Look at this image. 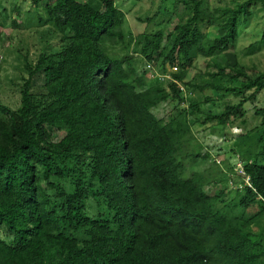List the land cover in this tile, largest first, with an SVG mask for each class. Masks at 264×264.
<instances>
[{"label": "trees", "instance_id": "16d2710c", "mask_svg": "<svg viewBox=\"0 0 264 264\" xmlns=\"http://www.w3.org/2000/svg\"><path fill=\"white\" fill-rule=\"evenodd\" d=\"M35 2L48 16L40 26L51 27L38 33L36 60L19 51L20 106L0 103V264H264V107L258 126L232 137L252 188L240 178L230 200L206 189L229 185L236 165L202 169L211 156L194 132L246 127L264 73L250 76L237 43L264 0L212 9L183 0L167 37L128 34L115 0ZM148 66L171 77L150 83ZM206 91L239 101L206 113L193 97ZM176 101L188 107L168 120L154 114ZM255 207L250 218L237 215Z\"/></svg>", "mask_w": 264, "mask_h": 264}, {"label": "rangeland", "instance_id": "374dc122", "mask_svg": "<svg viewBox=\"0 0 264 264\" xmlns=\"http://www.w3.org/2000/svg\"><path fill=\"white\" fill-rule=\"evenodd\" d=\"M115 1L117 6L126 13V32L128 34L131 33L134 36L143 33H157L163 31L164 36L167 37L178 23V19L174 16L175 13L181 14L185 10L184 3L182 2L183 0H142L138 2L136 0ZM204 1L206 5L212 9L219 5H226L236 1L244 2L247 0ZM0 6L2 9H5L2 10L0 8V103L11 109H17L21 102L20 92L21 86L23 85V77L25 76L22 53H26L19 51L22 48L29 49L32 59L36 60V55L44 45H42L39 40L38 33L47 32L51 26L50 24L45 27L40 26V20L47 21L48 16L44 10V6H36L35 0H0ZM14 6H18L21 9V15L12 11ZM253 10L255 11L254 15L247 19L243 26L240 27V31H242L237 43V52L241 63L247 67L250 76L255 78L258 74L264 73V43H262L264 33V10L261 4L253 7ZM157 13H159L157 19L152 23L147 21L149 16L152 18ZM140 17L145 22H140ZM16 22L18 23V26ZM207 33L212 39L219 36L218 30L214 28H210ZM56 44L57 41L51 39L48 49ZM49 50H51V48ZM220 65L221 67L226 65L225 59L221 60ZM205 66L206 62L202 59L197 63V67H200V69L202 68V70L205 69ZM142 69L144 70V67ZM142 69L140 73L142 72ZM156 71L160 72L159 69ZM152 73L153 74L148 73L147 79L150 83H156L158 81L156 76H161V74L158 75V73L154 71ZM165 75L169 78L171 77L168 72ZM231 84L236 85L233 83ZM250 93H253V91ZM194 96L201 103H204L203 109L206 113L213 114H222L228 104L239 101L232 96H223L222 94H217L212 91H206L204 95L197 93L194 94L193 97ZM208 98L212 101H206ZM177 107H179V109L182 107L187 108L188 105L186 103V105L180 106L177 101L162 104L154 110V114L159 119L168 120L169 116L177 111ZM263 107L264 92H261L257 94L256 101L246 104L247 125L242 130L236 126L222 128V126L216 125V123H209L206 126L200 124L194 126V132L197 138L205 147L203 153H209L211 156L209 163L201 166L202 169L210 166L214 161L217 164L229 161L237 167H235L237 174H231L229 176V185L226 187L220 185L207 188L206 190L209 194L218 195L220 192L224 191L226 194L223 199L230 200V198L232 199L235 197V190L237 185H240L241 182L237 172L239 167L238 164L240 162L236 160L231 152L232 137L245 130H251L258 126L260 124V119L255 116V112L257 109ZM204 118L205 115L201 117L200 120H204ZM57 136L62 137L61 134ZM235 179L238 180L237 183H235ZM231 182H233V185H231ZM257 211V207L251 208L246 212L238 210L237 215L250 218Z\"/></svg>", "mask_w": 264, "mask_h": 264}, {"label": "built area", "instance_id": "2783aa9c", "mask_svg": "<svg viewBox=\"0 0 264 264\" xmlns=\"http://www.w3.org/2000/svg\"><path fill=\"white\" fill-rule=\"evenodd\" d=\"M146 69L150 71L149 74H153V73H152V72H153V68H152L151 66H148ZM171 70L174 71V72H176V71H178V67L175 66V67H173ZM154 72H155V71H154ZM160 78H161L162 80H164V79H166V78L168 79L169 77H167L166 75H161ZM238 165H239V167H238V169H237V170H238L237 172H238L239 177L242 178V180L245 181V185H246V186L252 188V184H251V181H250V177H248V176L246 175V172H245V170H244L242 164L239 163ZM236 168H237V167H236ZM231 185H233V182H231ZM239 187L242 188L243 186L240 185Z\"/></svg>", "mask_w": 264, "mask_h": 264}]
</instances>
